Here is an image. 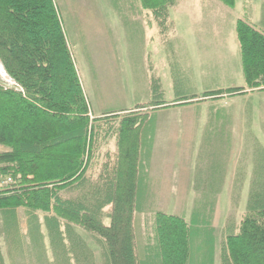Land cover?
Here are the masks:
<instances>
[{
	"label": "trees",
	"instance_id": "trees-1",
	"mask_svg": "<svg viewBox=\"0 0 264 264\" xmlns=\"http://www.w3.org/2000/svg\"><path fill=\"white\" fill-rule=\"evenodd\" d=\"M107 1L119 14L124 6L148 11L166 39L179 0ZM215 1L236 6V0ZM251 8L244 0L246 17L235 22L243 87L184 93L179 82L170 103L153 76L149 102L93 119L55 1L0 0V64L14 83H0V239L11 264H29L28 247L35 264H96L81 231L99 248L101 264H264V153L245 194V165L237 164L219 247L214 221L225 163L214 161L215 176L208 172L194 187L190 217L185 207L156 209L148 194L159 111L264 93V2L259 25ZM175 65L173 79L180 77ZM251 114L249 102V130ZM112 140L115 150L104 153ZM0 264H6L1 244Z\"/></svg>",
	"mask_w": 264,
	"mask_h": 264
},
{
	"label": "rangeland",
	"instance_id": "rangeland-1",
	"mask_svg": "<svg viewBox=\"0 0 264 264\" xmlns=\"http://www.w3.org/2000/svg\"><path fill=\"white\" fill-rule=\"evenodd\" d=\"M54 1L61 15L66 38L93 119L102 118L105 112L132 111L137 105L149 102L152 98L150 78L153 76L158 77L161 81L165 101L174 100L179 82L184 87L179 86L184 89L183 92L190 91L197 94L225 90L244 84L235 35L237 17H246V13L243 11L244 0H236V6L233 9L227 8L215 0H179L171 10L170 19L173 24L175 22L176 28L171 38L177 45H184L185 41L186 46L190 48L188 53H179L184 55L177 60L179 65L187 66L192 73L191 77L186 78V84L179 78L173 79V75L171 77L169 65L165 68L166 62L173 65L175 60L167 59L168 54L162 51L163 46L160 47V51H157L156 48L154 51L151 49L153 44L160 43L162 45L163 42L167 47L171 42L168 39L162 40L160 32L155 29V26H152L153 18L148 11L149 18L139 22L143 23L146 28L148 25L151 26L142 34L139 29H123L122 21L114 13L107 0ZM263 2V0H251V16L255 23H257V19L262 20L260 6ZM124 8L126 9L125 6ZM189 28H192L194 33ZM226 44L230 48L225 49ZM203 47V51L199 50ZM224 50L225 52H223ZM223 53L233 57V59H229V65L223 67L218 63L216 66L211 61L212 66L218 67V70L208 66L209 70L206 75V61L217 59V62H220ZM127 54L128 56H126ZM156 65L158 66L154 71L152 68ZM0 83L13 87V83L1 69ZM249 94L250 96L247 98L237 97L215 104V108L224 111L241 112L240 121L234 120L241 126L239 128L241 130L235 134L238 139L234 141V149L232 147L224 148L219 144L214 146L206 142L210 133L200 128V125L211 120V115L207 114L208 108H205L204 113L199 115H194L193 112L187 114L181 112L182 110L175 111V109L162 110L158 114L159 129L154 139L151 162L152 174H156L154 175L156 195L153 197V207L168 213L180 212L185 207L188 217H190V211L196 202L195 195L171 196L170 193L174 191L177 193L190 191L187 189L170 190L167 184H177L184 179L189 182L188 189L191 188L190 184L192 183V193H195L194 187L198 186L196 184L204 183L208 172L212 177L215 176L216 172L212 174L210 168L216 160L221 161V164L225 163L224 166L229 163L235 169L236 162L242 166L245 165L244 194L247 193L254 171V163L258 160V155L264 153V93L250 92ZM249 102L252 107L250 123L252 128L250 130L245 127L246 119H248L246 108ZM192 117L196 122H199L198 131L191 132L192 128L189 131H184V126L190 124ZM191 133H194L195 136L198 134L200 138L193 140L189 145L186 138ZM250 139L253 141L256 139L260 148H254V143ZM2 150L3 148L0 147V151ZM114 150L113 140L103 147L104 153H112ZM226 171L225 168L224 172ZM230 181L232 180H228V184ZM184 184L182 182L183 186H185ZM229 192V186L225 187L218 201L214 221L218 247L219 237L230 211ZM245 199L246 197H243V201ZM23 214L22 216H24ZM146 219L147 217L142 218L143 224ZM22 228L24 238L28 241L24 217H22ZM81 234L95 252L96 264H101L99 248L86 232L81 231ZM0 244L6 264H11L4 237L0 239ZM26 257L29 264H35L33 251L29 247L26 248Z\"/></svg>",
	"mask_w": 264,
	"mask_h": 264
},
{
	"label": "crops",
	"instance_id": "crops-1",
	"mask_svg": "<svg viewBox=\"0 0 264 264\" xmlns=\"http://www.w3.org/2000/svg\"><path fill=\"white\" fill-rule=\"evenodd\" d=\"M126 10L127 11H124L123 14H119V13H117V12H115L113 10L114 13L122 21L123 29H126V30L139 29L141 31V33L143 34L144 30H147L148 28H150L151 25L150 26L148 25V27L146 28V27H144L143 23L141 24L139 22L142 19L149 18L148 17V15H149L148 12L139 11V10H136V12H130L127 8H126ZM238 18L239 17H237V19ZM251 19H252V16H251ZM252 21H253V19H252ZM153 22H154V20H153ZM253 23L256 24V25H259L260 21L257 19V23H255L254 21H253ZM174 24H175V22H174ZM174 24H173V29L170 32V34L168 35V37L166 39H164L163 36H162V40H167V39L170 40V42H171L170 45L165 47L166 44L164 45L163 42H162V45H160V43L153 44L151 49L154 51L155 48H156L157 51H160V47L163 46V48H162L163 50L162 51L165 52L166 54H168L167 59L175 60L174 61V63H176V65H175L176 71L175 72L177 73V76H180L179 80L182 81L184 84H186L187 83V81H186L187 79L186 78H189V76L191 77L192 73H190V69H188L187 66L179 65L177 63V60L181 59L180 57H182L185 53H188V51H190V48L188 46H186L187 43L185 41H184V45H177V43H175V40H172V38H171L172 34H173L174 30H176ZM152 26H155V29H157L159 31V29H158L157 25L155 24V22L152 24ZM189 29H190V31L193 32L192 28H189ZM207 45H208V43H207ZM224 48L228 49L230 47L226 44L224 46ZM199 50L203 51L204 47L199 49ZM223 52H225V50ZM179 53H184V54L180 55ZM126 56H128V54ZM155 57L157 58V56H155ZM230 58L233 59L232 56L230 57L229 55L223 53L221 55V57H220V59H221L220 62H217V59L216 60L215 59H211V60L206 61V64H205L206 75H207L208 70H209L208 66H211L212 68H215L216 70H218V67H213L212 66L211 61L216 66H218V63H219L221 66L226 67V65H229V59ZM167 65H169V67L171 68V77H172L173 71H174L173 70V66L166 62L165 63V68H166ZM157 66L158 65H156L152 69L154 71H156L155 69L157 68ZM243 86H244V84L242 86H232V87H243ZM208 92H212V91H208ZM184 93H191V92L190 91H185ZM201 94H203V93H201ZM249 96H250V94L246 95V96H243V97H240V98H247ZM235 98H237V97H235ZM230 99H234V98H226L225 97L223 99L221 98V99H217V100H207V101L201 102L199 104L188 105V106L172 108V109H175V111L176 110H182L181 112H185L187 114H189V113L191 114V112H193L194 115H199L201 113L202 114L204 113L205 108H208L207 109V114L208 115L210 114V115H212L214 117L211 118V122L210 123L209 122H205V123H201V125L199 124L200 128H203V129H205L206 131H208L210 133L207 136L208 141L206 140V142H209V143H211L214 146L219 144V145L223 146L224 148L226 147V148L230 149L229 147H232L234 149V141H236L238 139V136H236L235 134H236V132L238 130H241V129H239L241 127L240 123H235L234 120L235 119H237V120L240 119L239 117L241 116V112L238 111V112L235 113L233 110L224 111V110H222L220 108H215V104H217V102H219V103L222 102V101L225 102L226 100H230ZM174 101H177V97H175L174 100H170V101H167V102L172 103ZM161 111H159L157 113V120H158V114ZM157 120H156V134H155V137H156L158 129H159L158 124H157ZM198 123L199 122H196L194 120V118L192 117L191 121H190V124H187V125L184 126V131H189L190 128H192L191 132L198 131V129H199L198 128L199 127ZM199 138L200 137H199L198 134H196V136H195L194 133H191V135H189L188 138H186V140L188 141L189 145H191L193 140H196V139H199ZM153 150H154V146H153ZM152 159H153V155H152ZM152 159H151V162H152ZM235 166L237 167V162H236ZM226 168H227L226 169L227 171H226L225 183H224V186L222 187V192H223V189L225 187L229 186V189H230L229 196H230V194H232V182L230 181V184H228V180H232L233 179L234 174L236 172V169H235L234 166L231 167V164H229V163H227ZM151 169H152V166L150 167V178H149L150 180H149V184H148V190H151V191H149V194L154 196V195H156V193L154 192V190L156 189L155 188V184H154V179H155L154 175H156V174H152V170ZM231 177H232V179H231ZM182 182L185 183L184 184L185 186L182 185ZM188 183H189L188 181H185L184 179H182V180H180V183H177V184L173 183L171 185L167 184V186H168V188L170 190H173V189H175V190H177V189H180V190L187 189V191H190V192H181V193H177L176 191H174V192L170 193V195L171 196H177V195H180V196H182V195L191 196V195H194V193H192V186L193 185L191 183L190 184L191 188L188 189L189 188V184ZM222 192H220V195L222 194Z\"/></svg>",
	"mask_w": 264,
	"mask_h": 264
},
{
	"label": "bare ground",
	"instance_id": "bare-ground-1",
	"mask_svg": "<svg viewBox=\"0 0 264 264\" xmlns=\"http://www.w3.org/2000/svg\"><path fill=\"white\" fill-rule=\"evenodd\" d=\"M0 69H1V71L4 73V71H3L2 67H1V64H0Z\"/></svg>",
	"mask_w": 264,
	"mask_h": 264
},
{
	"label": "built area",
	"instance_id": "built-area-1",
	"mask_svg": "<svg viewBox=\"0 0 264 264\" xmlns=\"http://www.w3.org/2000/svg\"><path fill=\"white\" fill-rule=\"evenodd\" d=\"M11 82V81H10ZM13 85H14V83H13Z\"/></svg>",
	"mask_w": 264,
	"mask_h": 264
}]
</instances>
